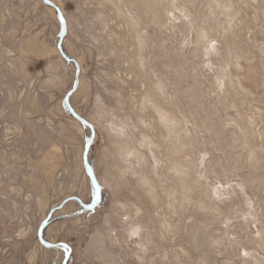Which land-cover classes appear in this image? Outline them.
Returning <instances> with one entry per match:
<instances>
[{
  "label": "rangeland",
  "instance_id": "374dc122",
  "mask_svg": "<svg viewBox=\"0 0 264 264\" xmlns=\"http://www.w3.org/2000/svg\"><path fill=\"white\" fill-rule=\"evenodd\" d=\"M156 1L162 26L138 0H0V264H264V0ZM158 82L178 148L140 103Z\"/></svg>",
  "mask_w": 264,
  "mask_h": 264
},
{
  "label": "bare ground",
  "instance_id": "6f19581e",
  "mask_svg": "<svg viewBox=\"0 0 264 264\" xmlns=\"http://www.w3.org/2000/svg\"><path fill=\"white\" fill-rule=\"evenodd\" d=\"M109 2H110V0H109ZM112 3H113V1H111ZM110 2V3H111ZM119 2V1H118ZM140 2V5H141V7H142V11L144 12V14L147 16V17H150L149 16V14L151 13V11H153V13H152V15L153 16H151V20H152V22L154 21V23L156 22V24L158 25H160V26H162V20H161V17H160V9H161V4H159L160 6H157L158 8H156L155 7V5H154V3L153 2H157L156 0H138V3ZM161 2H163V0H158V3H161ZM132 4V3H131ZM135 5V4H134ZM164 5V4H163ZM113 6H114V4H113ZM163 7V6H162ZM156 9H158V10H156ZM117 12H119L118 10H117ZM120 13V12H119ZM143 14V13H142ZM144 14H143V17H144ZM119 15H121V13L119 14ZM144 17V18H147V17ZM148 19V18H147ZM146 19V20H147ZM148 21V20H147ZM145 22V21H144ZM128 25H130V27L132 28V30H133V36H132V38L135 40V41H138V44H139V48H141V49H139V51L140 52H142L141 50H143V48H144V45L146 44V41L147 40H145L146 38H145V36H144V34L142 33V31L135 25V23L134 22H132V21H129V23H128ZM124 46V45H123ZM137 47V46H136ZM146 47V46H145ZM120 48V47H119ZM144 49H146V48H144ZM137 51V50H136ZM138 53V52H137ZM139 54V53H138ZM141 54V53H140ZM139 54V55H140ZM131 56V55H130ZM134 56V55H133ZM133 56H132V59H133ZM136 56V55H135ZM143 56V55H142ZM141 57V56H140ZM140 57H139V59H140ZM135 58V57H134ZM131 59V60H132ZM135 62V61H134ZM140 63V62H139ZM134 64V63H133ZM132 63H131V65H133ZM159 82H161V81H159ZM157 83V85L160 87H157V90H158V88L160 89V91L158 92L157 90V92L159 93V95H160V98L158 99V103H155V101H154V98H153V95H152V93H150L149 91H147L145 94H143V99H142V102H140L141 103V105L143 106V108H146V107H148V106H151L155 111H154V113L156 112V113H158V115H159V119H161L160 120V123L159 124H161V123H163V125H164V127H163V129H167V132H166V135H163V134H161V135H163V138H165V139H170L169 141H173L174 143H175V145L176 144H180V140H179V138L173 133L174 132V128H172V124L174 123H172L171 122V118H169L168 117V115H166L167 113H166V111H165V109L162 107V104H164L165 102L164 101H166V92H165V89H164V87H162L161 85V83ZM138 84V83H137ZM137 84H135V85H137ZM141 85V84H140ZM143 86V85H142ZM153 86V85H152ZM135 87V86H134ZM154 87H156V86H154ZM150 89V88H149ZM151 89H153L154 90V88H151ZM150 89V90H151ZM156 89V88H155ZM152 90V91H153ZM156 91H153L154 93L156 92ZM155 96L157 95V93L156 94H154ZM158 95V96H159ZM157 97V96H156ZM138 109V108H137ZM155 113V114H156ZM158 121V120H157ZM162 125V124H161ZM162 125V126H163ZM174 125V124H173ZM147 127H150V126H147ZM135 130H137V129H139V127H135L134 128ZM152 129V128H151ZM125 130V131H124ZM140 130V129H139ZM141 131V130H140ZM124 132L127 134V132H126V129H125V127H122V128H120V130L118 129V138H120V139H123V138H125L126 137V135H125V137H124ZM135 132V131H134ZM121 133V134H120ZM136 133V132H135ZM162 133V132H161ZM141 136H140V138L138 139V141H136L135 143H134V145H132V147H130V143L129 142H127V143H125L124 144V152L123 153H125V155H128L129 157L131 156V158H134V159H139L140 160V162L141 161H143V162H141L144 166H141L140 164V167L139 168H137V169H139L138 171H141V170H143L142 172H140L141 174L143 173L144 175H143V179L146 181H148V179L150 178L151 180H154V179H152L151 177H148V174H149V168H148V164H147V160H146V158H145V155H143V149L145 148V147H147V148H149V149H151V147L153 146L154 148H155V145L156 144H158V140L156 139V138H154L153 136H151L150 135V133L149 132H142L141 131ZM151 134H152V130H151ZM123 135V136H122ZM154 135V134H153ZM136 136H138V135H136ZM139 137V136H138ZM161 138V137H160ZM179 144H178V146H179ZM177 146V145H176ZM178 146L176 147V148H178ZM144 147V148H143ZM175 149V148H174ZM152 152V151H151ZM154 153V152H153ZM175 153V152H174ZM117 154H119L118 156L120 157V161H121V163H122V165H120L119 166V168H116V169H118V170H116L117 172H118V176H120V179H123V177H124V175L128 172V169L127 168H129V167H127L128 165H130V164H128L129 163V161H131V159H129V157L127 158V160H125L124 158H123V156H122V153L120 154V153H118L117 152ZM178 154V153H177ZM171 156H173L172 154H170ZM157 158V157H156ZM173 158V157H172ZM155 159V158H154ZM133 160V159H132ZM159 159H157V161H158ZM178 162V161H177ZM133 163V162H132ZM152 163V162H151ZM181 163V162H180ZM183 163V162H182ZM158 164H161V162L159 163V161H158ZM175 164V163H174ZM173 164V165H174ZM127 165V166H126ZM145 165H147V166H145ZM179 165V164H178ZM183 165V164H182ZM133 166V165H132ZM132 166L130 165V168H132ZM155 166H158V165H155ZM154 166V167H155ZM161 166V165H160ZM154 167L152 168V169H154ZM159 167V166H158ZM157 167V168H158ZM174 167V166H173ZM177 167V171H178V173H179V168H180V166H179V168H178V166H176ZM176 167H174V168H176ZM181 168H183V166L181 167ZM136 169V170H137ZM155 169H156V167H155ZM170 169H172V168H170ZM157 170V169H156ZM173 170V169H172ZM183 170V169H182ZM159 171V170H158ZM129 172H130V170H129ZM154 172H157V171H154ZM175 172V171H174ZM172 173V172H171ZM176 173V172H175ZM177 174V173H176ZM145 175L148 177V178H146L145 177ZM151 175V174H150ZM153 175H158V174H153ZM117 176V177H118ZM176 177H178L177 175H176ZM120 179H118V180H120ZM149 179V180H150ZM113 182V181H112ZM118 182V181H117ZM116 182V183H117ZM122 182V181H121ZM147 183V182H146ZM182 184V183H181ZM183 185V184H182ZM180 189H182V188H180ZM184 189V188H183ZM146 189H143V191L144 192H149L150 191V189H149V191L148 190H146ZM185 190V189H184ZM187 190V189H186ZM151 192V191H150ZM174 192H177L176 191V189H174ZM174 192H170L171 193V198L173 199V196L175 197V195H174ZM132 193L133 194H135L136 192H133L132 191ZM169 193V194H170ZM176 194V193H175ZM136 197L138 198V199H141V195L139 194V193H136ZM170 201H171V199L170 198H168ZM174 200V199H173ZM170 203H172V202H170ZM133 209V208H132ZM130 212V211H129ZM129 212H127V213H129ZM131 212H132V216H130V215H128L129 216V218L131 217L132 218V221L133 220H136V219H138V217H140V215H142L141 214V210L138 208V209H136V211H134L133 212V210H131ZM134 217V218H133ZM129 219L127 218V220L126 221H128ZM131 220L130 221H128V223H131L132 222ZM139 222V221H138ZM138 222H135V223H137V225L136 224H132L130 227H129V229H128V233L127 234H129V236H135V237H137V236H140L141 237V234H140V232L142 231V228H144L142 225H139L138 224ZM141 224V223H140ZM145 226V225H144ZM143 232V231H142ZM146 233V232H145ZM144 233V234H145ZM143 234V233H142ZM147 234V233H146Z\"/></svg>",
  "mask_w": 264,
  "mask_h": 264
},
{
  "label": "crops",
  "instance_id": "0c3cea01",
  "mask_svg": "<svg viewBox=\"0 0 264 264\" xmlns=\"http://www.w3.org/2000/svg\"><path fill=\"white\" fill-rule=\"evenodd\" d=\"M4 167L7 168V170H14L15 171V174H19V170L17 169V165L16 164H13L11 165L10 167H8V165H4ZM17 175H15L14 178L17 177ZM1 181L2 178H1ZM5 195L7 196L5 199L9 200L10 198L8 197V194L5 193ZM4 196V194H3ZM13 204H17V201H14L11 199V201H7V203L4 205L2 202H0V211H2V215L0 216V244L2 243L3 240H8L9 242V239L8 237H10L11 234H9L10 232H13V228H12V225H9L10 223H8L9 221V217H13V215H16L17 214V208L18 207H15ZM6 221V222H5ZM11 243H9V246L10 247H14L16 245V243H13V241H10ZM10 244H12L13 246H11ZM68 247V248H67ZM67 247H64L62 249H64L63 251V259H61L59 262H61L62 264H69L71 262H69V258H67V253L70 251L71 247L67 246ZM70 248V249H69ZM9 259H12V256L9 257ZM16 261V260H15Z\"/></svg>",
  "mask_w": 264,
  "mask_h": 264
}]
</instances>
